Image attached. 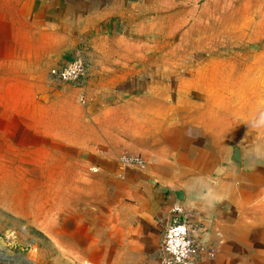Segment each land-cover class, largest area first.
<instances>
[{"label":"rangeland","instance_id":"374dc122","mask_svg":"<svg viewBox=\"0 0 264 264\" xmlns=\"http://www.w3.org/2000/svg\"><path fill=\"white\" fill-rule=\"evenodd\" d=\"M31 1L0 0L7 54L14 39L21 53L36 49L27 16L18 20ZM147 1L146 23L164 34L166 53L172 54L167 67L176 69L164 83L173 88L183 75L213 71L196 78L206 84L194 96L200 107L179 113L192 123L167 125V141L229 130L230 144L240 143L243 151L246 196L259 206L254 221L246 214L239 224L261 232L241 236L244 253L237 246L219 249L213 238L204 241L196 232L195 264H264V0ZM49 66L34 70L36 81L46 82ZM58 127H38L8 111L0 126V264H159L164 218L150 211L154 188L141 164L126 155L108 156V149L96 158L80 154L55 140Z\"/></svg>","mask_w":264,"mask_h":264},{"label":"crops","instance_id":"0c3cea01","mask_svg":"<svg viewBox=\"0 0 264 264\" xmlns=\"http://www.w3.org/2000/svg\"><path fill=\"white\" fill-rule=\"evenodd\" d=\"M148 11L147 0H32L22 7L18 20L21 24L23 14L27 16L37 46L31 55L21 53L14 39L7 54L0 36V126L8 111L38 127L58 125L61 136L55 140L80 154L96 158L108 149V156L136 158L154 188L150 211L160 213L155 217L164 218L162 224L175 202L173 191L181 190V206L198 237L213 238L219 249L237 246L244 253L241 236L259 237L261 232L239 228L243 216L254 221L259 209L246 196L241 144H230L229 130L217 137L199 131L185 141L179 136L177 143L165 136L167 125L192 123L187 113H179L200 107L194 96L206 84L196 78L213 71L196 70L181 76L173 88L167 86L163 80L176 69L167 67L172 54L166 53L164 34L156 26L149 29ZM80 53L91 63L83 87L56 88L47 77L45 83L36 81V72ZM234 149L239 164L231 161Z\"/></svg>","mask_w":264,"mask_h":264},{"label":"built area","instance_id":"2783aa9c","mask_svg":"<svg viewBox=\"0 0 264 264\" xmlns=\"http://www.w3.org/2000/svg\"><path fill=\"white\" fill-rule=\"evenodd\" d=\"M88 74L86 57L78 54L48 70V81L56 88L85 85ZM82 102V96L80 98ZM195 231L181 205L173 203L168 216L161 226L158 263L195 264L197 242Z\"/></svg>","mask_w":264,"mask_h":264},{"label":"water","instance_id":"95a60500","mask_svg":"<svg viewBox=\"0 0 264 264\" xmlns=\"http://www.w3.org/2000/svg\"><path fill=\"white\" fill-rule=\"evenodd\" d=\"M232 160L236 164L240 163V156H239L237 149H234V155L232 157ZM173 195L175 197V203L181 205L183 202V192L181 190H175L173 191Z\"/></svg>","mask_w":264,"mask_h":264}]
</instances>
